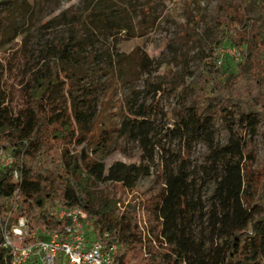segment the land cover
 <instances>
[{
    "label": "trees",
    "instance_id": "trees-1",
    "mask_svg": "<svg viewBox=\"0 0 264 264\" xmlns=\"http://www.w3.org/2000/svg\"><path fill=\"white\" fill-rule=\"evenodd\" d=\"M249 3L259 9L257 20L245 17ZM150 5L147 0L143 11ZM124 8L120 0H93L81 9H65L50 19H37V59L20 83L22 103L15 115L7 104L9 83L0 70V145L11 157L10 164L0 169V224L9 215L11 220L25 218L38 233L45 227L61 231L65 222L50 217L49 210L78 207L86 214L88 240L106 247L115 244L117 264H264V181L254 204L249 203L244 194L249 170L243 164L245 131L255 129L256 116L264 118V0H219L211 25L222 32L229 47L245 49L244 59L233 63L221 55L206 60L176 92L180 106L173 127L165 128L164 134L179 139L183 149L195 138L204 137L220 173L212 179L211 203L201 215L206 225L197 237L191 227L195 217L190 209L195 205L186 159L182 154L177 167L160 163L162 184L145 203L156 229L154 248L137 225L136 201L121 203L98 190V185L116 184L133 193L149 180L154 146L147 109L131 97L118 127L120 134L138 144L137 163L117 161L105 168L89 159L84 150L70 153L62 147L82 142L81 137L91 132L96 118L92 93L73 94L72 84L78 78L77 70L86 63H105L108 74L116 73L110 44L117 47L115 38L122 31ZM3 39L0 27V44ZM220 59L223 63L216 67ZM147 60L141 59L139 66L145 67ZM119 70L115 83L124 82L125 75ZM166 85L170 88L169 81ZM54 88L66 90L68 107L47 108V92ZM213 116L227 122L225 144L215 141ZM14 170L18 179L13 177ZM120 203L123 211L116 215ZM143 248L146 255L141 253ZM5 258L0 246V264H8ZM26 264H37V260Z\"/></svg>",
    "mask_w": 264,
    "mask_h": 264
},
{
    "label": "rangeland",
    "instance_id": "rangeland-1",
    "mask_svg": "<svg viewBox=\"0 0 264 264\" xmlns=\"http://www.w3.org/2000/svg\"><path fill=\"white\" fill-rule=\"evenodd\" d=\"M88 1L93 0H0V27L4 31V39L0 44V70L4 72L10 86L7 104L12 115L21 107L20 83L25 77L26 69L32 67L37 59L34 43V25L37 19H50L65 9H81ZM150 1L148 10L143 11L147 0H120L126 9L121 15L122 31L115 38L117 47L110 44L113 54L111 61H114L116 73L109 71L112 74H108L105 63H86L77 70L78 78L72 84V92L78 95L89 91L92 93L91 105L96 118L91 132L81 137L82 142L74 141L62 147L70 153L84 150L89 159L103 163L105 168L117 161L137 163L138 144L120 134L118 127L131 97L137 101V105H143L147 109L146 120L152 123L150 141L154 146V162L149 180L143 181L142 186L133 193L124 191L116 184L107 187L98 185V190L108 198H119L121 203L136 201L137 225L143 239H148L147 243L154 248L156 241L153 235L156 229L146 204L154 198L162 184L160 163L163 166L169 164L177 167L181 155H184L189 174V191L195 205L193 211L190 209L195 217L191 227L197 237L206 225L205 219L201 220V215H205L211 203L209 197L212 179L220 173L204 137L195 138L183 149L179 139L169 132L164 134L165 128L173 127L178 113L180 98L176 92L183 84L189 83L191 73L200 69L204 61H212L222 54L227 56V51L235 48L240 57L231 61L241 62L245 49L229 47L222 32L212 27L211 19L219 0ZM244 14L249 20L260 17L259 9L254 3L246 6ZM216 41L220 44H215ZM146 57L147 65L141 68L139 62ZM227 58L230 59L228 56ZM222 60L216 62V67L223 63ZM119 69L125 75L123 83H115ZM166 81H169L170 88ZM159 86L160 90H156ZM65 92L66 90L57 88L47 92V108L53 110L68 107L70 100L66 99ZM184 97L188 101L187 91ZM211 122L215 141L225 144L226 120L213 116ZM255 122L253 131H245L247 144L243 157V164L249 170L246 174L249 184L245 187L244 194L252 204L257 197L259 184L264 181V118L256 116ZM101 138L105 140L98 144ZM157 145H161L160 148ZM121 203L117 206L116 215L123 211ZM141 253L145 254V248Z\"/></svg>",
    "mask_w": 264,
    "mask_h": 264
},
{
    "label": "built area",
    "instance_id": "built-area-1",
    "mask_svg": "<svg viewBox=\"0 0 264 264\" xmlns=\"http://www.w3.org/2000/svg\"><path fill=\"white\" fill-rule=\"evenodd\" d=\"M226 55V54H222ZM227 56L237 60L240 55L235 48ZM11 157L0 147V169L9 165ZM18 179L17 170L13 171ZM49 215L65 222L61 231L44 228L41 232L32 230L29 221L23 217L11 220L3 218L0 224V246L5 249L8 264H26L35 258L37 264H117V246L106 247L95 240H88L85 223L86 214L78 207L53 208Z\"/></svg>",
    "mask_w": 264,
    "mask_h": 264
}]
</instances>
